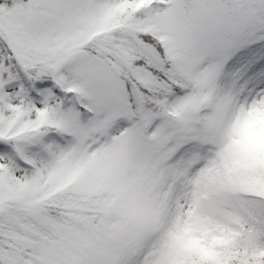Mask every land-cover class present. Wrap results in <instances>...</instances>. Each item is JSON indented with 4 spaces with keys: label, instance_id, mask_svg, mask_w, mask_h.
I'll return each mask as SVG.
<instances>
[{
    "label": "snow or ice",
    "instance_id": "snow-or-ice-1",
    "mask_svg": "<svg viewBox=\"0 0 264 264\" xmlns=\"http://www.w3.org/2000/svg\"><path fill=\"white\" fill-rule=\"evenodd\" d=\"M0 264H264V0H0Z\"/></svg>",
    "mask_w": 264,
    "mask_h": 264
}]
</instances>
